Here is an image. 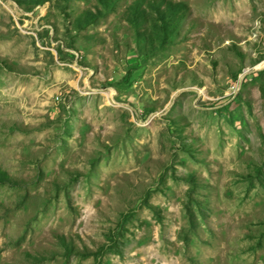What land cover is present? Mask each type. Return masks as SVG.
I'll return each mask as SVG.
<instances>
[{"label":"rangeland","instance_id":"1","mask_svg":"<svg viewBox=\"0 0 264 264\" xmlns=\"http://www.w3.org/2000/svg\"><path fill=\"white\" fill-rule=\"evenodd\" d=\"M0 264H264V0H0Z\"/></svg>","mask_w":264,"mask_h":264}]
</instances>
